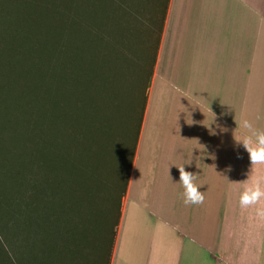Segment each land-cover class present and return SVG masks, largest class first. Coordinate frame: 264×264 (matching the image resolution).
I'll list each match as a JSON object with an SVG mask.
<instances>
[{"label":"rangeland","instance_id":"374dc122","mask_svg":"<svg viewBox=\"0 0 264 264\" xmlns=\"http://www.w3.org/2000/svg\"><path fill=\"white\" fill-rule=\"evenodd\" d=\"M167 4L0 0V264L109 263Z\"/></svg>","mask_w":264,"mask_h":264},{"label":"crops","instance_id":"0c3cea01","mask_svg":"<svg viewBox=\"0 0 264 264\" xmlns=\"http://www.w3.org/2000/svg\"><path fill=\"white\" fill-rule=\"evenodd\" d=\"M245 119L264 131V0H168L108 264H264V199L239 203L251 161L233 133ZM183 165L202 204L183 202ZM96 257L73 248V264Z\"/></svg>","mask_w":264,"mask_h":264},{"label":"clouds","instance_id":"9594fccd","mask_svg":"<svg viewBox=\"0 0 264 264\" xmlns=\"http://www.w3.org/2000/svg\"><path fill=\"white\" fill-rule=\"evenodd\" d=\"M242 129H247L251 135H245ZM211 133V132H210ZM212 134V133H211ZM234 139L236 143L242 144L249 153L251 161V169L246 175L250 181L245 190L240 195V207L242 209L258 205L264 199V177L254 176V166L264 164V131L254 130L253 123L250 120H243L241 124H237L234 130ZM186 165V164H185ZM180 171L179 183L182 184L184 191L181 193L185 205H198L204 201L203 193L199 190L200 186L194 183L196 176L185 170L184 165L178 167ZM255 215L258 218H264V207H257Z\"/></svg>","mask_w":264,"mask_h":264}]
</instances>
